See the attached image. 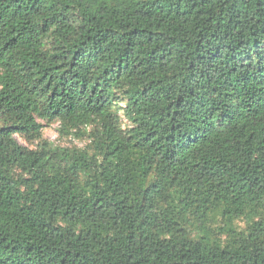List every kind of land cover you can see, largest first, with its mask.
Listing matches in <instances>:
<instances>
[{"label": "trees", "instance_id": "16d2710c", "mask_svg": "<svg viewBox=\"0 0 264 264\" xmlns=\"http://www.w3.org/2000/svg\"><path fill=\"white\" fill-rule=\"evenodd\" d=\"M0 264H264V0H0Z\"/></svg>", "mask_w": 264, "mask_h": 264}, {"label": "rangeland", "instance_id": "374dc122", "mask_svg": "<svg viewBox=\"0 0 264 264\" xmlns=\"http://www.w3.org/2000/svg\"><path fill=\"white\" fill-rule=\"evenodd\" d=\"M122 106L124 105V102L122 101L120 103ZM127 124V121L123 119V126ZM60 123H54L50 126H45L42 131V136L45 139H48L49 141L53 142L56 145L61 146H69V147H77L78 149H83L86 145L90 143V139L85 137H74L72 135L63 136L60 134ZM18 140L23 143L26 146L35 147L36 143L28 142L24 140L23 138L19 137ZM241 226H243V223H239Z\"/></svg>", "mask_w": 264, "mask_h": 264}]
</instances>
